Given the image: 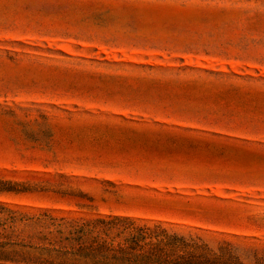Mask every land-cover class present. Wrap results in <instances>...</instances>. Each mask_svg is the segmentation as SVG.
Listing matches in <instances>:
<instances>
[{"label": "rangeland", "instance_id": "374dc122", "mask_svg": "<svg viewBox=\"0 0 264 264\" xmlns=\"http://www.w3.org/2000/svg\"><path fill=\"white\" fill-rule=\"evenodd\" d=\"M0 183L264 264V0H0Z\"/></svg>", "mask_w": 264, "mask_h": 264}, {"label": "trees", "instance_id": "16d2710c", "mask_svg": "<svg viewBox=\"0 0 264 264\" xmlns=\"http://www.w3.org/2000/svg\"><path fill=\"white\" fill-rule=\"evenodd\" d=\"M28 190L0 183V194ZM1 208L9 213L3 225L23 223L32 233L25 238L14 230L3 235L0 264H242L230 243L213 250L200 237L129 217L72 221L65 233L62 218L47 211L26 216Z\"/></svg>", "mask_w": 264, "mask_h": 264}]
</instances>
